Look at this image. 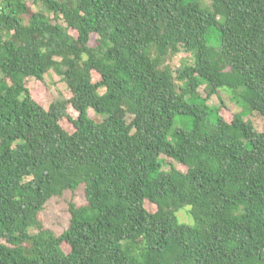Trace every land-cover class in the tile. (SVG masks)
Instances as JSON below:
<instances>
[{"label": "trees", "instance_id": "1", "mask_svg": "<svg viewBox=\"0 0 264 264\" xmlns=\"http://www.w3.org/2000/svg\"><path fill=\"white\" fill-rule=\"evenodd\" d=\"M32 1L0 4V264H264V0Z\"/></svg>", "mask_w": 264, "mask_h": 264}, {"label": "rangeland", "instance_id": "2", "mask_svg": "<svg viewBox=\"0 0 264 264\" xmlns=\"http://www.w3.org/2000/svg\"><path fill=\"white\" fill-rule=\"evenodd\" d=\"M203 1V0H202ZM208 2V0H205ZM34 9H38L32 0H29ZM217 33L214 30L211 35V42L216 43ZM185 53L178 54L172 64L174 67L180 65L182 59L186 58ZM28 87L33 89V94L37 93L38 99L48 108L51 102L56 98L58 92L66 89L67 84L63 78L57 74L55 71L51 70L46 76L43 83L34 80L33 78L28 79ZM210 104L219 106L222 112L229 117L234 113H243L244 103L234 92L229 89H221L219 95H214ZM71 114L73 117H77L78 113L71 109ZM95 112L90 110V115L93 116ZM246 119L251 120L258 127L259 130L264 131V123L259 119L256 113H250L246 115ZM65 126L73 130L72 125L69 122L65 123ZM70 203H75L78 205L85 203L84 189L80 186L75 192L69 191L62 198H52L46 205V208L40 213V219L44 226L53 229L56 234L61 233L69 226L70 213L67 212V208ZM190 207H185L178 213L181 222L191 224L193 219L191 215L189 216L188 211ZM33 233L37 231V228H30ZM2 242V239H0Z\"/></svg>", "mask_w": 264, "mask_h": 264}, {"label": "water", "instance_id": "3", "mask_svg": "<svg viewBox=\"0 0 264 264\" xmlns=\"http://www.w3.org/2000/svg\"><path fill=\"white\" fill-rule=\"evenodd\" d=\"M3 1H5V0H0V4H1Z\"/></svg>", "mask_w": 264, "mask_h": 264}]
</instances>
